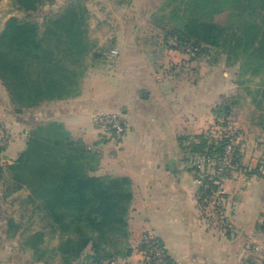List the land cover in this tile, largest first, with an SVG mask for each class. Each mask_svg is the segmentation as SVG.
Instances as JSON below:
<instances>
[{"label":"crops","instance_id":"obj_1","mask_svg":"<svg viewBox=\"0 0 264 264\" xmlns=\"http://www.w3.org/2000/svg\"><path fill=\"white\" fill-rule=\"evenodd\" d=\"M127 37L119 55L110 59L115 61L89 58L75 97L44 102L23 114L14 111L7 92L0 97V129L10 136L3 161L18 159L37 125L57 122L99 157L94 175L130 179L129 238L121 253L130 249L131 254L101 264H140L142 240L150 233L178 264H264V106L253 102L254 88L240 86L238 67L225 61L209 65L174 47L155 61L138 39ZM227 97L238 103L229 120L241 134L239 166L224 184L234 238L210 223L181 143L182 138L218 130L213 110ZM99 112L123 120L126 132L120 144L96 130L94 115ZM47 237L42 248L52 250L58 237L51 247ZM92 254L89 247L86 255ZM48 262L63 264L59 256ZM0 264L46 263L37 261L29 248L12 245L0 249Z\"/></svg>","mask_w":264,"mask_h":264},{"label":"trees","instance_id":"obj_2","mask_svg":"<svg viewBox=\"0 0 264 264\" xmlns=\"http://www.w3.org/2000/svg\"><path fill=\"white\" fill-rule=\"evenodd\" d=\"M45 1L14 0L24 12H36ZM170 1L177 5L171 11L174 25L167 37L175 40V49L191 46L196 58L215 50L225 57L228 67H238L240 86L261 79L254 87L253 102L263 107L264 0ZM93 51L83 6L70 4L47 16L43 31L37 22L10 18L0 33V83L14 111L23 114L44 102L77 96L88 69L86 59ZM237 104L234 97H227L217 105L213 110L216 124L227 127ZM260 121L264 126V115ZM1 130L0 134L7 136ZM228 142L227 137L218 139L210 133L181 139L187 163L194 153L219 161ZM98 166L99 157L82 140L74 139L62 124L48 122L29 132L26 148L16 161L0 167V173L9 178L5 196L28 190L27 201L46 221L44 228L34 231L22 244L33 251L37 261L47 264L59 256L63 264L82 259L83 264H101L119 254L130 256V249L126 254L121 249L129 238L131 181L96 176ZM211 191L199 198L204 206ZM6 225L7 239L22 236L27 230L8 216ZM262 226L264 229V223ZM47 235L58 237L52 250L42 248ZM89 247L93 254L87 256Z\"/></svg>","mask_w":264,"mask_h":264},{"label":"rangeland","instance_id":"obj_3","mask_svg":"<svg viewBox=\"0 0 264 264\" xmlns=\"http://www.w3.org/2000/svg\"><path fill=\"white\" fill-rule=\"evenodd\" d=\"M70 4L80 5L87 9L88 35L94 51L86 59V63L89 58L96 55H99L97 60L114 59L115 57L110 55V50L120 51L122 41L128 39L127 35L138 39L142 45L141 50L149 54L155 61H160V57L164 59L165 52L177 46L174 39L167 37V33L174 25L171 11L177 5L171 3L170 0H46L36 12L20 10L14 0H1L0 33L3 31L6 22L12 17L37 22L43 31L45 18L61 12ZM177 50L189 58H196V54L191 56L185 53L182 47ZM198 58L205 59L209 65L225 61V57L218 56L215 50L204 53ZM225 71L233 74L231 70ZM260 82L261 79L255 78L249 83V87L254 88ZM5 95L6 90L0 83V97H5ZM226 134V129L220 126L218 130H213L212 136L220 139ZM6 137L9 144L10 136L7 135ZM4 152L0 154V167L5 164L3 161L5 156H2ZM8 183L7 175L0 173V249L12 245L21 246L29 235L34 231L41 230L46 225V221L41 219L37 212H34V207L25 202L28 197L27 191L22 190L5 196ZM7 216L21 222L27 229L19 238H6ZM47 242L48 246L51 247L57 243V239L48 235Z\"/></svg>","mask_w":264,"mask_h":264},{"label":"built area","instance_id":"obj_4","mask_svg":"<svg viewBox=\"0 0 264 264\" xmlns=\"http://www.w3.org/2000/svg\"><path fill=\"white\" fill-rule=\"evenodd\" d=\"M183 51L191 56L195 50L191 46H184ZM111 57H117L119 52L112 50ZM96 130L109 134L116 144H120L126 132L121 117L115 113L99 112L94 115ZM225 137L229 142L219 161L206 154L194 153L189 156L188 164L195 173V182L199 188V198L207 191H211L210 197L206 200V214L213 226L220 228L231 238L235 237V229L228 218L226 210V194L224 184L239 166L237 158L240 154V131L228 121L225 127ZM8 145L6 136L0 134V150ZM144 246L141 249L143 255L140 264H178L171 259L165 245L151 233L146 234L142 240Z\"/></svg>","mask_w":264,"mask_h":264}]
</instances>
